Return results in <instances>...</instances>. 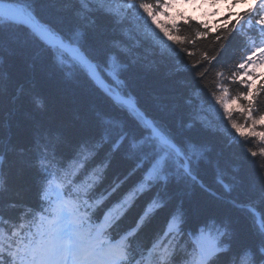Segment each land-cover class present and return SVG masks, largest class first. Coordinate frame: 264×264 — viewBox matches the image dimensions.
Masks as SVG:
<instances>
[{
    "label": "trees",
    "instance_id": "obj_1",
    "mask_svg": "<svg viewBox=\"0 0 264 264\" xmlns=\"http://www.w3.org/2000/svg\"><path fill=\"white\" fill-rule=\"evenodd\" d=\"M0 1L22 8L76 46L104 77L108 68L115 67L120 82L115 88L173 141L196 178L189 177L174 152L160 145L139 118L114 105L67 55L43 43L26 27L0 19V214L14 221L25 206L42 207L41 189L47 178L59 173L60 165L78 145L98 138L102 128H107L110 142L126 137L111 157L102 186L107 191L123 181L113 199L140 178L143 169L129 173L141 148L154 155L151 143H155L156 152L167 153V181L140 198L116 225L114 236L132 223L144 203L158 195L166 207L146 229L138 252H147L149 248L144 250L143 245L150 247L170 213L182 209L185 223L177 264H186L185 255L191 259L195 247L189 233H197L200 226L215 240L218 228L223 231L217 243L228 250L212 264H244L245 260L264 264V232L252 213L259 214L264 229V156L260 155L264 142L236 138L205 121L214 102L211 76L201 77L203 69H195L194 59L184 50L191 51L190 45H173L176 51L161 48L143 29L140 19H148L141 16L143 11L124 5L106 10L101 4L105 0ZM135 1L148 10V17L163 4L162 0ZM231 21L224 18L216 24ZM184 22L171 25L172 35L176 34L174 26ZM234 47L235 42L230 48ZM229 58L230 53H225L221 60ZM261 84L264 80L256 88ZM260 101L258 116L247 110L254 119L264 118V96ZM103 118L111 123L102 125ZM142 136L150 143L140 145ZM133 143L137 149L130 147ZM108 148L105 145L97 160L107 158Z\"/></svg>",
    "mask_w": 264,
    "mask_h": 264
},
{
    "label": "snow or ice",
    "instance_id": "obj_2",
    "mask_svg": "<svg viewBox=\"0 0 264 264\" xmlns=\"http://www.w3.org/2000/svg\"><path fill=\"white\" fill-rule=\"evenodd\" d=\"M185 2L197 7V0ZM205 2L208 7L216 9L224 0ZM157 7L174 8L176 5L160 4ZM215 15L216 11L205 12L203 17L177 13V17L185 22L174 26L176 34L165 30L167 41L159 33L155 35L165 50L176 51L173 45L191 46V51L185 47V52L194 59L196 70L203 69L201 77L211 76L212 99L229 116L233 107L245 111L252 109L250 115L258 116L256 109L260 107V97L264 96V84L257 89L249 77L256 74L255 78L258 79L259 74L264 73V0L251 10L237 14L234 21L222 25L208 18ZM38 30L41 33L45 31L42 25L38 26ZM234 42L235 47L230 48ZM225 53H230V58L222 61ZM96 82L114 105L122 106L139 118L147 129H151V136L158 138L161 145L175 150L177 155L181 154L173 141L155 128L150 120L144 119L131 98H125L99 79ZM249 101L251 103H247ZM101 123L106 125L111 121L103 118ZM231 124L240 131L238 121L232 120ZM125 139L121 136L110 142L107 128H102L98 138L78 145L67 162L60 165L56 181L42 187L41 204H46L45 207L33 209L30 205L25 206L14 221L0 214V264H143L142 259H137L138 255H143L138 252L141 238L156 215L166 207L165 200L154 195L144 203L132 223L120 230L118 237L113 236L112 232L146 192L152 191L158 183L167 181V153L161 155L156 152L155 143H151L154 155L141 148L129 173L132 175L143 169L140 178L113 199L123 181L107 191L102 186L111 157L120 150ZM145 143L150 141L142 136L140 145ZM105 145H109L105 153L107 158L97 160ZM130 147L137 149L138 145L133 143ZM260 155L264 156V152ZM184 171L188 172L186 165ZM51 193H55L54 200ZM184 223L182 209L173 210L164 229L154 234L149 254L157 257V264H177L181 252L179 238ZM198 231L203 234L204 226H200ZM218 232L219 236H223L219 228ZM161 236L165 238L167 247L164 243L155 242ZM219 236L210 244L194 249L190 254L191 259L185 255L186 264H212L217 256L228 250L217 243ZM143 248L148 250L149 245L144 244ZM244 264H247V260Z\"/></svg>",
    "mask_w": 264,
    "mask_h": 264
},
{
    "label": "rangeland",
    "instance_id": "obj_3",
    "mask_svg": "<svg viewBox=\"0 0 264 264\" xmlns=\"http://www.w3.org/2000/svg\"><path fill=\"white\" fill-rule=\"evenodd\" d=\"M258 1L261 0H224V2L220 3L218 8L213 9L208 7L205 0H197V7H192L189 3L185 2V0H164L165 5H176L174 8L170 7H161L160 11H163L161 15H155V19L151 18L150 16H147V9H141V7L137 6L135 0H105L102 1V7L106 10L112 9L110 6L115 9V7L122 8V5L126 6L128 9L138 8L137 12L140 13L143 11L141 16L143 15L144 18L148 19H140L143 29L148 36L153 37L155 40L158 41L156 33H159V36L164 38L165 41H167V37L165 36L164 32L165 30L169 33H171V25L176 20H179L180 18L177 17V13L182 14L183 16H193V17H203L205 12L211 13L212 11H216L215 17L209 16L208 18L216 23H219L221 19L226 18V15L224 11L227 10L229 7L235 9L231 11V14L234 12H237L243 8H246L247 5H254ZM111 2V4H109ZM244 2L246 4L244 5ZM109 5H105V4ZM203 5V7H200V5ZM233 7H232V6ZM112 11V10H111ZM154 15V14H153ZM142 16V17H143ZM5 18H9L10 20L16 21L15 17L12 13H10L8 10H0V19L5 20ZM172 34V33H171ZM43 39V38H42ZM45 40V39H44ZM47 42V40H45ZM159 42V41H158ZM48 43V42H47ZM50 45V44H49ZM53 46V45H51ZM56 47V50L60 52L61 54L67 55V57L72 60V62L76 65L80 66V63L77 58H75L73 51H65L62 46L58 45L53 46ZM67 65H71L72 63L65 62ZM68 66V67H69ZM115 67H110L105 71V75L109 78L110 85L108 84L109 88H114L118 85H120L119 80L116 77L115 74ZM89 74V73H88ZM254 74L253 76H250L249 79L252 80V78L255 79L253 82L256 84V82L262 78H264V73L259 74V78H255ZM90 76V75H89ZM253 81V80H252ZM95 84V82H94ZM96 85V84H95ZM115 89V88H114ZM118 91V89H116ZM122 96H124L120 91H118ZM126 98V96H124ZM229 103H232L231 100L228 101ZM210 111H208V114L205 116V121L209 122L211 125L215 126L218 125V129H220L223 133L229 134L231 136H235L236 138H247V137H253L258 141L264 142V118L263 119H254L251 116H249L248 112L241 109L233 107L231 109V116H229L225 110L220 107L215 101L210 107ZM236 120L239 122L240 131H237L235 128L232 127L231 121Z\"/></svg>",
    "mask_w": 264,
    "mask_h": 264
},
{
    "label": "water",
    "instance_id": "obj_4",
    "mask_svg": "<svg viewBox=\"0 0 264 264\" xmlns=\"http://www.w3.org/2000/svg\"><path fill=\"white\" fill-rule=\"evenodd\" d=\"M6 6H8V8L12 9L13 12H16L18 15H20L21 17H23L26 21H27V26L33 31L36 33V35H38L39 37L43 38V39H55V37H53L52 35H48L49 37L45 36V34L41 33L38 28L36 27V25L34 23H32L27 17H25L24 15H22L20 12H18L15 8L11 7L10 5L6 4ZM56 42H58L59 45H62L64 48L66 49H71V50H76V48L72 47V46H69L67 44H65L63 41H61V39L59 38H56L55 39ZM82 58L85 60V62L87 64H89V66H93L94 65L82 54L80 53Z\"/></svg>",
    "mask_w": 264,
    "mask_h": 264
},
{
    "label": "bare ground",
    "instance_id": "obj_5",
    "mask_svg": "<svg viewBox=\"0 0 264 264\" xmlns=\"http://www.w3.org/2000/svg\"><path fill=\"white\" fill-rule=\"evenodd\" d=\"M16 18H17V20H19V18H20L21 20L25 21L24 18H22L21 16H19V18H18V16L16 15ZM44 34L47 35L46 33H44ZM78 58H79V60L80 59L82 60L81 57L78 56ZM88 71H89L90 75L92 74V76L97 79V73L95 72V70L93 68L90 67Z\"/></svg>",
    "mask_w": 264,
    "mask_h": 264
}]
</instances>
